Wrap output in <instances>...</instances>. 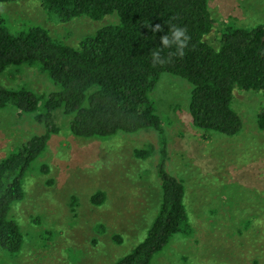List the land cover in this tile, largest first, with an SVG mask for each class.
<instances>
[{"label": "rangeland", "instance_id": "374dc122", "mask_svg": "<svg viewBox=\"0 0 264 264\" xmlns=\"http://www.w3.org/2000/svg\"><path fill=\"white\" fill-rule=\"evenodd\" d=\"M211 9L212 43L225 24L264 25V0H212ZM116 17H80L60 25L37 1L0 3V20L11 30L41 27L75 48ZM0 84L27 87L41 97L58 90L46 74L29 67L12 68ZM190 93L186 80L165 73L151 95L168 137V172L187 189L194 230L190 238H176L153 264H264V252L251 242L264 233V131L258 125L264 93H235L233 109L243 129L234 137L196 129L188 112ZM72 119L62 110L54 113L56 132L25 179L24 200L10 214L24 234V248L19 254L0 248V264H116L144 241L159 213V132L85 140L70 133ZM45 134L33 115L0 110V162ZM136 150H151V156L139 159ZM99 192L106 195L102 206L91 201Z\"/></svg>", "mask_w": 264, "mask_h": 264}, {"label": "trees", "instance_id": "16d2710c", "mask_svg": "<svg viewBox=\"0 0 264 264\" xmlns=\"http://www.w3.org/2000/svg\"><path fill=\"white\" fill-rule=\"evenodd\" d=\"M28 1L32 0L0 3ZM34 1L44 8L52 23L60 25L80 17L95 22L108 16L118 18L76 48L44 28L13 31L0 20V76L12 68H38L58 89L41 97L27 87L13 89L0 84V110L33 115L46 127L45 135L32 138L0 162V248L10 254H19L24 248V234L10 214L14 205L24 200L25 179L47 151L56 132L54 113L62 110L73 118L70 133L80 139L159 132V213L144 241L116 263L153 264L176 238H190L194 230L186 204L187 189L168 172V137L151 95L163 74L182 78L191 85L188 112L194 127L226 137L238 135L243 121L233 109L235 93H264V25L247 29L225 24L212 43L209 37L216 24L212 0ZM156 25L163 31L155 32ZM173 25L187 29L190 37L183 56L175 47L159 49L161 37ZM157 50L164 61L161 64L152 62L151 52ZM258 125L264 131V110L258 115ZM135 156L146 160L151 150H136ZM91 201L102 206L106 195L99 192ZM114 241L123 243L120 236ZM251 242L259 246L261 255L264 233Z\"/></svg>", "mask_w": 264, "mask_h": 264}, {"label": "clouds", "instance_id": "9594fccd", "mask_svg": "<svg viewBox=\"0 0 264 264\" xmlns=\"http://www.w3.org/2000/svg\"><path fill=\"white\" fill-rule=\"evenodd\" d=\"M153 30L155 32L163 31L160 25H156ZM189 39L190 37L187 34V29L173 25L169 27L168 34L161 37L162 47L159 49L163 50L166 48L175 47L176 53L180 56H183ZM160 50L151 52L153 64H161L164 62Z\"/></svg>", "mask_w": 264, "mask_h": 264}]
</instances>
